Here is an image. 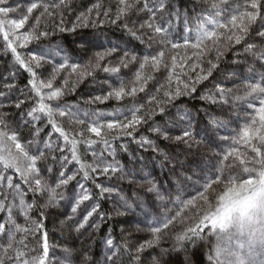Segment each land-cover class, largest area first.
I'll list each match as a JSON object with an SVG mask.
<instances>
[{"label":"snow or ice","instance_id":"obj_1","mask_svg":"<svg viewBox=\"0 0 264 264\" xmlns=\"http://www.w3.org/2000/svg\"><path fill=\"white\" fill-rule=\"evenodd\" d=\"M52 8L72 11V0H61L60 4L32 2L19 18H9L10 13L19 11V6L9 4V0H0V33L15 62L29 72L28 84L32 93L25 96L23 90L18 89L21 95H13L11 90L16 85L11 81L5 85L7 91H0V213L3 214L0 219V264H174V256L179 264H194L193 247L205 242L209 234L214 238L207 255L209 264H264V0H244L243 5L238 0H196L191 9L178 7L176 0H119L115 13L110 8L101 12V5L94 4L79 12L68 26H65L61 11L59 23L51 30H39V18H35V25H29L28 31L17 32L33 19L34 11L40 9L41 15L51 16ZM141 13L147 15L140 17ZM104 24L122 27L131 39L151 49L140 58L141 71L135 74L134 81L138 86L128 88L121 81L118 86L110 85L102 94L79 98L78 102L61 103L64 96L74 94L79 84L94 77L96 71L118 74L119 66L102 64L116 51L122 52L119 65L125 68L137 61L135 53L121 50L119 45L95 51L104 48L100 42L101 34H98ZM221 29L226 30L223 33L226 43H219ZM57 33L72 34L78 49L85 54L92 52V58L81 65L73 52L61 45L54 48L50 45L47 51L28 56L18 51V48L50 39ZM192 38L195 43L189 44ZM178 39L184 42H178ZM208 41H212L215 53L207 61V67H201L199 63L188 64L193 71L199 69V74L194 79L188 77L182 87L178 86L174 91L165 90L163 96L166 99L152 97L155 107L151 111L142 114V107L137 104H131L124 112L107 114L81 107V102L91 106L109 100L135 98L138 92L145 91L146 81L152 79L150 75H143L145 66L151 65L159 71L166 50L191 47L203 52L208 48ZM242 44L243 58L241 50L236 48L235 59L228 60V52ZM222 62L234 67H221ZM45 63L53 65V71L48 78H38L36 69ZM164 67L169 65L164 64ZM184 67V63H177L175 56L171 57L173 72ZM64 69L77 74L75 84L67 90L54 86ZM214 72L225 79L217 80L214 93L201 99L219 103L223 118L208 116L205 122L198 119V113L185 111L179 116L181 123L169 120L168 126L163 128L149 124L157 116L167 119V109L174 101L182 95L195 93L196 85L209 80ZM228 80H231V87L226 83ZM63 83L68 85V80L64 79ZM26 103L29 104L27 109L23 107ZM8 107L17 110L15 121L8 119L12 115L4 111ZM233 118L243 121L242 129L230 131ZM143 125H148L159 140L167 142L166 150L162 151L159 144L142 138L139 147L158 157V166L167 170L176 189L174 194L164 188L162 181L153 178L138 181L135 169L126 170L117 158L118 151L132 154L127 145L117 147L114 140L122 136L135 138L134 134ZM173 126L180 128L178 134L168 131V127ZM44 127H50V131L41 139ZM25 129L30 130V138L22 137ZM54 134H58L55 139ZM32 145H36L35 149L30 147ZM234 145H243L246 151L241 152ZM247 150L252 155H248ZM86 155L91 156V163L85 161ZM132 159L144 161L145 157L132 156ZM46 161L41 168V162ZM57 164L60 167L53 173ZM70 164L78 167L68 172ZM238 168L240 171L235 172ZM9 170L18 177V182L7 174ZM53 174L55 179L49 183L46 177ZM99 177L138 187L147 183L148 187L144 194L133 192L128 195L112 184L97 183ZM74 181L80 192L69 189ZM86 182H91L98 192H90L85 187ZM186 185L200 187L197 188L199 195L185 203ZM210 192L213 193L211 198ZM113 194L119 200L115 216H142L144 221H154L152 238L130 245L117 243L111 236H106L102 260L93 258L91 243L79 250V259L74 258L76 250L66 246L61 249L63 256L58 261L50 260L44 223L47 216L58 208L67 207L65 220L74 221L70 227L83 237L92 228L99 229L96 220L89 224L94 215L101 221L111 219L99 213L94 198ZM29 195L32 196L30 201ZM88 201L93 203L77 217L81 206ZM168 202L174 206H192L193 212L187 217L176 214L183 227L172 234L171 246L164 247L162 241L169 238L165 230L175 223L169 215L172 210L168 208ZM198 202L203 204L197 211ZM160 207L164 212L158 215ZM32 211H38L40 218L33 219ZM17 215H22L23 225L18 222ZM144 221L128 222L139 225ZM28 223L33 227L28 228ZM35 233L41 237L36 243L42 251L33 255L36 249L29 237Z\"/></svg>","mask_w":264,"mask_h":264},{"label":"trees","instance_id":"obj_2","mask_svg":"<svg viewBox=\"0 0 264 264\" xmlns=\"http://www.w3.org/2000/svg\"><path fill=\"white\" fill-rule=\"evenodd\" d=\"M32 2H39V3H48V4H60L61 0H9V4L13 6H19V11L17 14H21L25 11V8ZM131 2V0H130ZM196 0H176L177 6L182 9H189L188 7L193 6ZM238 2L243 5L244 0H238ZM94 4L101 5V12L103 10L110 8L112 13H115L119 4V0H72L73 10L68 11L67 9H59V8H52L50 12L52 13L51 16L47 13L41 15V10L37 9L32 13L33 19L28 21L26 25V29L29 30V25H35V18H39V30H51L55 27L56 24L59 23V15L60 12L63 11L65 26L70 25L73 23L74 18L77 16L79 12L84 11L86 8L92 7ZM242 10V9H241ZM147 15L146 13H141L140 17ZM101 19L103 17L101 16ZM135 19V17H133ZM222 35L220 36L219 43H226L224 39L223 33L226 32L225 29L219 30ZM100 35V42L103 44L104 48L96 49L95 51H104L105 49L111 48L113 45H119L120 49H127L132 53H135L138 57L136 62L130 63L128 67H123L119 65V58L122 55L121 51H116L112 56L106 58V61L102 62L104 65L109 66H119L120 72L116 74L118 77L117 80H114L110 74L104 73L102 71H96L94 77L86 78L83 83L79 84L76 88L74 94H69L63 97L61 103L68 102H78L79 98H87L92 95L102 94L109 90V88L104 83H107V78L110 77L112 84L118 86L121 81H123L124 85L128 88L132 86H138L135 84V74L138 71H141L139 68V64L141 63V57L147 54L151 49L147 48L144 44L137 42L136 40L131 39L126 31L118 25H109L104 24L103 27L99 30ZM185 35H188L185 33ZM177 38L179 37V32L176 33ZM74 36L70 33L60 34L57 33L55 36L51 37L50 39H41L39 43L33 42L29 44L26 48H18V51L24 55L28 56L31 53H41L40 51L42 48L49 47L50 45H61L66 50L73 52L76 56L77 60L81 63V65L86 64L89 59L92 58L93 53L89 52L87 54L83 53L78 49V46L73 43ZM178 42L183 43L184 41L179 40ZM189 44L195 43V38H192L188 41ZM208 48L207 50L201 52L198 49H192L191 47L183 48V49H176V50H166V54L163 58V63L161 64L160 70L156 71L151 65L145 66L142 70L143 75H150L152 79L147 80L145 84V91L138 92L135 98L126 97L123 101H115L109 100L107 103L104 104H94V105H84L81 102V107L89 108L91 111L95 109L96 111L103 112V113H113L114 111L124 112L131 104H137L142 107V114L147 113L155 107L154 102L152 101V97H156L157 99H166L163 96V92L165 90L174 91L178 86L182 87V83L188 79V77H192L193 79L199 74V69L193 71L192 69L188 68V64H196L199 63L201 67H207V61L212 59L215 53V48L212 46V41H208ZM238 48L241 50V56L243 55V44L237 45L232 51H229L227 54L228 60L235 59L234 51ZM63 54V53H62ZM175 56L177 63H184V68H177L175 72L172 71L171 68V57ZM187 58V59H185ZM243 58V56L241 57ZM164 64L169 65V67L165 68ZM221 67L231 68L234 65L229 63H221ZM38 73V78L44 79L50 77L53 71V65L45 63L41 68L36 69ZM30 78L29 72H27L23 67L19 66L13 57L10 49L7 47V42L3 38V34L0 33V91H7L5 88L6 83L14 82L16 88L11 90L12 94L15 96H20L21 93L18 89L23 90V95L28 96L32 95L30 93V85L28 84ZM77 78L76 73H71L70 69H64L57 77L55 84H58L62 87V89L67 90V88L71 87L75 84ZM64 79L68 80V85H64ZM225 77L223 75H218L217 72L213 73V77H210L209 80L204 81L202 83H198L196 85V92L191 95H182L178 100L174 101L173 105L167 109V119H162L159 116L156 117L155 120L149 121V124H155L159 127H166V123L171 119L172 116L177 114V111H189V112H196L198 113V119L204 120L207 122L208 116H216L220 113L219 108L221 107L220 104H213L209 100L201 99V97H207L209 92L214 89V84L217 80H224ZM178 81L180 82L178 84ZM230 81V80H228ZM29 106L26 103L23 107L27 109ZM4 111L12 113L9 120L15 121L17 119V110L14 107L5 108ZM43 123V121H42ZM15 125H13L14 127ZM69 126V125H68ZM69 127L79 128L78 125H72ZM175 128V126H174ZM50 131V127H44L43 131L41 132V139L45 138ZM172 134H178L180 128L176 127L174 129L168 130ZM58 134H54L55 137ZM22 137L30 138V130L25 129L22 132ZM134 137H127L122 136L114 140V144L118 147L121 144H125L128 146L129 152L132 156H139L143 155L145 157L144 161H138L132 159L128 153H124L118 151L117 158H119L126 168L132 166L133 169L136 171V179L138 181H145L148 178H153L156 181H162L163 186L165 189H170L171 192L174 194L176 189L171 184L167 170H161L158 166V157H156L151 151H143L140 147V140L142 138L150 139L153 141L154 144H159L161 150H166L167 142L159 140V138L149 130L148 125H143L140 127L139 131L134 134ZM62 143V141H61ZM32 149H35L36 145L30 146ZM167 147H171L168 145ZM57 155H60L58 152ZM85 161L88 163L92 162V158L90 155H86L84 157ZM46 162H41L40 167L43 168ZM155 164L154 167H152ZM146 166V167H145ZM60 167L59 164L55 165L53 173L56 169ZM78 165L70 164L68 166L67 171L72 172ZM127 170V169H126ZM235 172H239L240 169H235ZM8 173H11L9 170ZM7 173V174H8ZM12 174V173H11ZM15 177V180L18 182V177ZM49 183H52L55 179L54 174L51 176L46 177ZM77 179L79 180L80 177L78 176ZM97 183L103 184H112L115 187L122 188L125 194L131 195L133 192L137 193H145V189L148 187L147 183H144L142 187H138L133 184H129L127 182H116V181H108L105 180L103 177H99L97 179ZM23 186V185H22ZM85 187L92 193L98 192V189L94 187L91 182H86ZM200 185L195 187H191V185L184 186V193H185V203L187 199H195L199 195L197 192V188ZM75 188V190L81 191L80 187L76 184V182H72L69 185V189ZM168 193L165 192V195ZM210 198L213 193H209ZM27 199L30 201L32 196L29 195ZM95 203L99 205V213L104 214L105 216H110L111 219L106 221L97 220V217L94 215L89 224H91L92 220H96L97 223L100 224L99 229L92 228L88 231V234L81 237L77 232H75L70 225L74 223V221L65 220V213L69 211L67 207H61L54 211L52 215H48L45 220V228L48 232V243L50 245L49 248V259L52 261H58L62 256L63 253L61 249L63 247H71L76 250L75 259H79V250L84 246L92 244V253L93 258L103 259L102 250L103 238L106 236H111L113 240L117 243L123 244L127 242L130 245H135L138 243L146 242L147 240L152 238L151 235V227L154 226V221L147 220L144 221V218L141 217H127L121 218L115 216V209L119 205L118 197L113 194L109 196H105L103 198L95 197ZM38 200H42V198H38ZM215 202V201H213ZM93 201L85 202L84 205L81 206L77 217L79 214L85 212L86 208L91 205ZM203 202H198L196 205V210L198 211ZM179 207L176 213L172 211L169 215H172L175 223L171 224L169 229L165 230L168 234V239L162 241L164 247L171 246V239H174L173 233H176L183 227V225L179 222V217L176 215L177 213L182 214L184 217L192 215L193 208L192 206L184 207V205H175L173 206ZM164 210L159 209V214L163 213ZM31 217L33 219H39V212L32 211ZM3 218V214L0 213V219ZM139 219L144 221L139 225L131 224L129 220H136ZM17 220L20 224H24L25 221L22 215H17ZM64 221V225L61 226V221ZM187 222V221H185ZM162 227V223L160 224ZM28 228H32L33 225L31 223L27 224ZM205 232H208V229H205ZM41 239L39 233H35L34 235L29 237V242L35 246L36 252L35 254H40L42 249L36 241ZM214 244V238L209 234L208 239L203 243H198L193 247L192 251V259L194 264H209L207 260V255L209 252L210 247ZM153 251H156L154 248ZM174 264H179V260L177 257H173Z\"/></svg>","mask_w":264,"mask_h":264},{"label":"rangeland","instance_id":"obj_3","mask_svg":"<svg viewBox=\"0 0 264 264\" xmlns=\"http://www.w3.org/2000/svg\"><path fill=\"white\" fill-rule=\"evenodd\" d=\"M177 4V3H176ZM193 5V4H192ZM189 9H191L192 8V6L191 7H188ZM20 13L19 14H17V12H12V13H10L9 14V18H19L20 17ZM26 31H28L27 29H26V26H25V28L24 29H19V30H17V32L18 33H23V32H26ZM56 45H53L52 47L54 48ZM48 48L49 47H46V48H42L40 51H42V52H45V51H47L48 50ZM61 55H63V54H61ZM243 56V55H242ZM241 56V57H242ZM111 76H112V78L114 79V80H117L118 79V77L119 76H117L116 74H110ZM111 81V79H110V77H108L107 78V83H104L103 85H105V86H107L108 88H109V86L111 85V86H113V87H115V84H112L111 82H109V81ZM226 83L228 84V86L229 87H231L232 86V83H231V80L230 81H226ZM54 86H60V85H58V84H55ZM61 87V86H60ZM62 88V87H61ZM214 93V89L211 91V92H209V94H207V95H210V94H213ZM208 97V96H207ZM210 101V100H209ZM216 104H219V103H216ZM256 107H259V105L257 104L256 105ZM248 111H251V110H248ZM184 111H177V114H175L174 116H172L171 117V121H173V122H175V123H181L180 121H179V116H180V114L181 113H183ZM218 113H220L219 115H218V117H220V118H223L222 116H221V107L219 108V112ZM105 114H107V113H105ZM167 125H166V127L168 126V122L166 123ZM66 127H68V128H70L68 125H65ZM242 127H243V121H240V120H236L235 118H233V123L231 124V126H230V131L231 130H233V129H235V130H239V129H242ZM176 128V127H175ZM175 128H174V126L173 127H168V130H170V129H174L175 130ZM113 131H115V130H113ZM102 134H103V130H102ZM232 134H235L234 132L232 133ZM89 135H93L94 136V134H89ZM234 147H237V148H239V150L241 151V152H244V151H246V149H245V147L243 146V145H234ZM230 150V149H229ZM248 151V155H252V153L250 152V150H247ZM118 157V156H117ZM119 159V158H118ZM120 160V159H119ZM121 161V160H120ZM155 166V164L152 166V167H154ZM127 170L128 169H133L132 168V166H130V167H128V168H126ZM8 175L9 176H11V178L14 180V182H17V180H15V177L14 176H12L13 174H11V173H8ZM195 186H197V185H191V187H195ZM80 189V188H79ZM77 192H80L79 190H77ZM174 205L173 204H171L170 202H168V208L169 209H171L172 210V212L173 213H176L179 209H181V208H179V207H173ZM183 206V205H182ZM176 209H177V211H176ZM160 210H164V208L163 207H160ZM102 250L104 251L105 250V246H103L102 247Z\"/></svg>","mask_w":264,"mask_h":264}]
</instances>
